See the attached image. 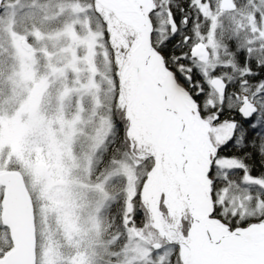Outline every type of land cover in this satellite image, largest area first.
<instances>
[{"label":"snow or ice","instance_id":"obj_1","mask_svg":"<svg viewBox=\"0 0 264 264\" xmlns=\"http://www.w3.org/2000/svg\"><path fill=\"white\" fill-rule=\"evenodd\" d=\"M0 264H264V0H0Z\"/></svg>","mask_w":264,"mask_h":264}]
</instances>
